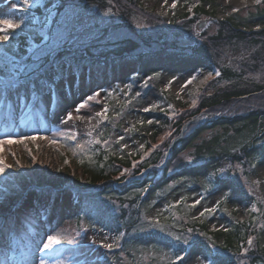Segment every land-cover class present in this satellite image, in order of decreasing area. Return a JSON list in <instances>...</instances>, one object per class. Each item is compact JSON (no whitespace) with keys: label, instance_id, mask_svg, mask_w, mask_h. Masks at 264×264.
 <instances>
[{"label":"rangeland","instance_id":"rangeland-1","mask_svg":"<svg viewBox=\"0 0 264 264\" xmlns=\"http://www.w3.org/2000/svg\"><path fill=\"white\" fill-rule=\"evenodd\" d=\"M145 1L146 5H152L154 0ZM155 2L154 16L159 18L164 26H154L150 20L136 15L133 18L134 24L143 33L159 35L170 40L174 35L175 27L179 25L176 23L180 18L188 20L191 12L193 13L200 6L206 13H199L193 25L204 20L206 23L202 24L195 34L183 36L177 34L175 42L184 49L167 51L165 60L157 61L158 65L154 72L148 71L137 75L131 72L132 69L130 72L120 74L119 80L113 81L111 78L97 76L94 79H86L78 85L67 78L65 85L60 82L57 88L58 101L55 106L42 102L38 110L33 112L34 115L32 113L31 116L25 117V113L20 115V112L22 113V108H19L20 100L15 99L12 104L4 107V112L0 111V138L6 134L14 137L21 135L45 137V139L25 141L23 144L12 143L0 146V159L9 165L5 171L8 177L5 173L0 175V186L6 179L10 182L9 187H0V219L6 222L3 230H0V254H5V259L17 258L19 260L15 262L28 264L26 257L29 256L30 249L35 246L34 242L46 239L47 234H60L74 238L77 244L75 246L63 244L57 247L52 253L47 254V264H56V261H60L61 264H83L81 260H85L86 264H105L97 259L96 255L99 248H108L100 245L113 244L112 249H116L120 245L121 234L107 226L97 224L92 227L87 224L83 226L84 220H80L78 227L69 222L72 215V208L67 203L70 194L64 191L70 186L78 190V186L72 185V178L67 182L58 179L62 172L61 157L71 159L84 152L90 145L100 142V130L107 120V112L100 116L96 113L103 112L104 109L108 110L107 97L110 93L114 95L120 109L115 116V122L121 121V126L113 137V140L119 141L118 150L127 154L144 155L146 143L142 136L144 132L140 131L139 135L136 130L140 119L145 117L144 121L148 127L158 125V120L163 116H167L173 122V117L179 116V110H182L176 109L172 103L173 99L185 104L186 109H193L198 105L202 94H212L213 86L216 88L224 86L222 82H212L217 73L213 64L204 56L190 52L188 47L207 43L202 35L205 34L206 37L214 35L219 23L225 18L233 19L240 25L239 29L245 32L258 30L264 25V0H260L259 3H256V0H178L175 8L171 7L172 0H168L167 4L164 0H155ZM59 4V0H29L28 9L40 5L42 11H51L50 16H52L53 10ZM20 6H24L22 0H0V19L10 18L19 21L23 18L24 23L21 27H25L27 19L23 13L19 14L15 10ZM187 13L189 15H186ZM29 14L33 17L34 23L42 25L41 16L31 14L30 11ZM64 16L69 23L64 26L63 32L59 31V35L63 37L68 35L78 41L94 37L98 33L95 26L106 20L105 15L96 13L93 8L91 10L67 8ZM209 18L212 20H208ZM170 26L173 28H169ZM46 28L45 24L41 27V34L45 33ZM223 43L219 49L213 50L217 53L218 61L232 68H243L244 77L248 82L264 84V60L257 57L254 49L244 43ZM2 46L3 43H0V49L3 48ZM0 55L8 62L6 66H0V84L6 87L12 84L11 81L16 80L14 72L17 65L13 60L11 62L10 56L2 50ZM256 60H259V63ZM51 69L52 66L48 71L51 72ZM209 73L212 75L209 76ZM48 77L51 79L50 73ZM189 80L191 83H187ZM19 81L20 79L16 82ZM126 85L130 87H125ZM95 91H99L101 95L96 100L89 101L80 113H75L74 106ZM46 100L49 102L48 98ZM145 108H149V111H144ZM223 109L221 106L217 113L203 112L194 120L201 122L209 117L225 115L226 111H222ZM69 111L73 112V118L62 122L66 120ZM243 121V119L238 120L228 129L214 127L201 132L192 145L179 154L182 163L198 164L200 158L196 159L195 145L206 142L214 136L218 138L217 151L229 153L239 149L250 131L249 127L242 126ZM235 127H240L241 131L237 132ZM263 127L264 119H260L255 128L258 131ZM4 129L6 130L3 131ZM72 133L75 134V139L70 138ZM169 134L166 131L164 135L159 136L153 142L152 148L161 144ZM121 137L123 139H120ZM262 138L264 136L256 142ZM205 163L207 173L201 174L202 176L195 181L191 178L176 177L177 179L169 182L166 188L156 190L157 188L152 186L146 190L144 196L150 202V207L144 216L145 231L149 232L145 239H150V242L159 239L160 247L156 250L154 246L147 245L140 247L138 251L133 248L131 253L134 255V262L170 264L176 255L181 254L180 257L183 259L176 261V264H199L197 257L212 252L216 264H248L247 256L240 249L238 254L234 255L220 251L218 244L211 247L203 245L199 242L197 227L192 229L188 224L196 220L204 222L208 232L213 233L223 228L220 211L228 218L241 223L251 220L253 213L258 212L259 215L260 209L264 211V155L253 165L247 164L244 160L230 159L227 155L207 160ZM70 173L79 179L77 185L83 188L89 187L88 191L94 189L92 186H87L88 181L79 171L72 169ZM173 175L179 174L176 172ZM214 175L221 179H231L239 187L241 192L232 202L223 200L225 197L221 190L207 192L201 187L205 177L213 179ZM118 183L117 181L116 185L120 184ZM58 188L60 191L56 190ZM45 194H48V198ZM197 200L200 203L192 207ZM205 209L211 211H206L200 216L199 213ZM262 218L258 217L255 220L254 230L264 227ZM211 235L216 240V234ZM177 236L187 237L189 243L186 245L177 241L175 239ZM260 236L262 239L259 243L264 245V228ZM79 244H84V248L80 249ZM121 256L124 258V253H121ZM2 259L4 258L0 257V260Z\"/></svg>","mask_w":264,"mask_h":264},{"label":"trees","instance_id":"trees-1","mask_svg":"<svg viewBox=\"0 0 264 264\" xmlns=\"http://www.w3.org/2000/svg\"><path fill=\"white\" fill-rule=\"evenodd\" d=\"M155 3V0L152 5H146L145 0H60V4L54 9L55 14L49 19L48 12L42 11L39 5L30 10L27 9L26 12L18 11L27 19L26 26L11 33L9 41L3 43L2 47L12 55L15 64L23 67L19 77L26 82L19 84L15 89L10 88L9 96L12 98L27 96L31 99L36 90H39L42 95L45 92L42 87L46 86L49 102L47 98L40 95L37 105L42 102L50 105L53 101L51 87L59 88L60 82L65 85L67 78L78 85L86 79H94L97 76L111 78L113 81L119 80L120 74L130 72L132 69L131 72L137 75L148 71L154 72L158 65L157 61L165 60L167 51L184 49L175 42L176 35L195 34L193 24L197 15L206 13L200 6L192 15L190 14L191 17L188 20L180 18L176 23L179 25L175 27L173 37L168 40L159 35L143 33L134 24L133 18L137 15L150 20L154 26H164L160 19L154 16ZM67 8L82 10L93 8L96 13L105 15L106 20L95 26L98 33L85 41L74 40L68 35L63 37L59 35V31L63 32L64 26L69 23L64 16ZM29 11L31 14L37 13L42 17V25L32 21L33 17ZM44 24L47 28L43 35L40 29ZM239 27L240 25L233 19L225 18L219 23L214 35L208 37L205 34L202 35L207 43L188 47L190 52L204 56L214 65L219 75L212 82H222L224 86L217 88L213 86L212 94H202L198 105L193 109H186L185 104L173 99L172 103L176 109H182L179 110V116L173 117V122L167 116H163L158 120V125L148 127L144 121L145 117L140 119L136 130L139 135L140 131L144 132L142 136L146 142L145 152L149 151L146 156L127 154L118 150L119 141L113 140V137L121 126V121L115 122V116L120 109L114 95L110 93L107 97V120L100 130V142L90 145L84 152L71 159L61 157L62 172L58 178L60 181L67 182L72 178V182L78 183L79 179L70 173L73 169L85 177L88 181L87 186L94 188L89 192L77 194L69 192L67 203L72 208L69 222L78 227L80 220H84L85 224L91 227L96 224L107 226L123 234L119 248L98 249L96 257L105 264H138L134 262V255L131 253L133 248L138 251L140 247L151 245L156 250L159 249V239L152 242L150 239H145L149 232L145 231L144 216L150 207V202L145 196H141L142 191L152 186L156 187V190L166 188L176 177L191 178L195 181L202 176L201 174L207 173L205 167L207 160L227 155L230 159L244 160L247 164L253 165L263 157L264 138L259 142L256 141L264 136V127L258 131L255 127L260 119H264V84L248 82L244 77L243 68H232L221 64L217 59V53L213 51L219 49L223 42L244 43L252 47L257 57L263 61L264 25L258 30L248 32L240 30ZM256 61L259 63V60ZM7 64L5 58L0 55V66ZM45 65L46 71L52 66L53 77L49 83L48 80H43V74L40 73V69ZM33 73L38 74L36 88L28 80ZM5 95L1 90L0 98ZM56 101L53 103L56 104ZM221 106L224 108L222 111H226L225 115L209 117L201 122L194 120L203 112L217 113ZM240 119L244 120L242 126L249 127L250 131L239 149L229 153L217 151L218 138L214 136L206 142L195 145L196 159L200 158L198 164L182 163L179 154L191 146L201 132L214 127L228 129ZM235 130L241 131L240 127H235ZM166 131L170 133L169 137L152 148L151 144ZM165 159H168V164L161 167ZM176 172L178 176L173 175ZM116 181L121 184L116 185ZM202 183L201 187L207 192L223 191L226 198L223 200L226 202H232L233 198L241 192L231 179H221L215 175L213 179L205 177ZM2 186L9 187V180L8 182L7 179L4 180L0 187ZM45 196L48 198V194ZM257 213L252 214L251 220L241 223L228 218L220 211L223 228L213 233L208 232L204 222L196 220L188 225L192 229L197 227L196 230L200 235L199 242L203 245L211 247L218 244L220 251L234 255L238 254L240 249L247 256L248 264H264V245L259 243L264 227L254 230V222L258 217H263L264 224V211L260 209L259 215ZM211 234H216V240ZM249 239L253 241L251 245L248 244ZM83 245L79 244V248H84ZM121 253H124V258ZM80 262L87 263L85 260Z\"/></svg>","mask_w":264,"mask_h":264},{"label":"snow or ice","instance_id":"snow-or-ice-1","mask_svg":"<svg viewBox=\"0 0 264 264\" xmlns=\"http://www.w3.org/2000/svg\"><path fill=\"white\" fill-rule=\"evenodd\" d=\"M260 0H256V3H259ZM23 7L15 9L16 11L20 12H26L29 6V0H22ZM164 3L167 4L168 0H164ZM178 0H172L171 7L175 8L177 6ZM189 11H191V8H189ZM24 23L23 18H21L19 21L5 18L0 19V43H7L10 39V34L14 33L15 30L19 29L21 25ZM212 74L209 73V76ZM215 75H219V73H215ZM151 79V77H149ZM192 79H195V77H192ZM187 83H191V80H189ZM145 86H147V82H145ZM125 87H130V85H126ZM101 93L99 91H95L92 94L88 95L83 101L76 104L74 106V112L80 113L81 109L85 108V106L88 104L89 101L96 100L97 97H99ZM139 95V93H137ZM144 111H149V108H145ZM107 112V109H104L103 112H97L96 115L100 116ZM73 118V112L69 111L66 114V120L62 122H67V120H71ZM79 118V116H77ZM70 138L75 139V134L72 133L70 135ZM37 139H45V137L40 136H33V135H21L18 137H14L12 135H5L2 138H0V146L4 144H23L25 141H35ZM120 139H123L121 137ZM50 143H55V141H50ZM34 159V158H33ZM9 168V165L4 163L2 159H0V175L4 174L5 171ZM123 175V173H121ZM200 201L197 200L193 203L192 207H196L197 204H199ZM219 203V202H218ZM206 211H211V209H205V211H202L199 213L200 216H203ZM191 231V229L189 230ZM177 241H181L184 244H188L189 240L187 237H175ZM95 243V241H93ZM253 241L251 239L248 240V244L251 245ZM35 246L30 249L29 256L26 257L28 264H47V254L52 253L57 247L67 244L71 246H75L77 244V241L74 238H68L65 235L60 234H47L46 239H43L39 242H34ZM100 247H106L109 250L112 249L113 244H101ZM40 254V255H38ZM183 257H180L179 255L176 257V260L170 261V264H176V261L182 260ZM199 260V264H216L215 257L212 252L207 253L206 255H203L201 257H197ZM56 264H61L60 261H56Z\"/></svg>","mask_w":264,"mask_h":264},{"label":"bare ground","instance_id":"bare-ground-1","mask_svg":"<svg viewBox=\"0 0 264 264\" xmlns=\"http://www.w3.org/2000/svg\"><path fill=\"white\" fill-rule=\"evenodd\" d=\"M4 256H5V254H4ZM15 260H19V259H17V258H13V260H7V259H2V260H0V264H22V263H17V262H15Z\"/></svg>","mask_w":264,"mask_h":264},{"label":"water","instance_id":"water-1","mask_svg":"<svg viewBox=\"0 0 264 264\" xmlns=\"http://www.w3.org/2000/svg\"><path fill=\"white\" fill-rule=\"evenodd\" d=\"M208 20H212L211 18H209ZM206 23V20L204 21H200L198 24H197V28H201L202 24Z\"/></svg>","mask_w":264,"mask_h":264}]
</instances>
